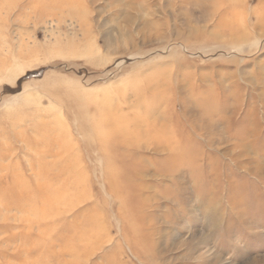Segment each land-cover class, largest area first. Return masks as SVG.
<instances>
[{
    "label": "rangeland",
    "instance_id": "obj_1",
    "mask_svg": "<svg viewBox=\"0 0 264 264\" xmlns=\"http://www.w3.org/2000/svg\"><path fill=\"white\" fill-rule=\"evenodd\" d=\"M0 264H264V0H0Z\"/></svg>",
    "mask_w": 264,
    "mask_h": 264
}]
</instances>
